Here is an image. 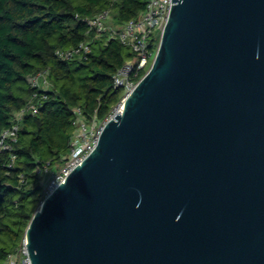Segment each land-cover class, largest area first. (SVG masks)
I'll use <instances>...</instances> for the list:
<instances>
[{
  "label": "water",
  "instance_id": "1",
  "mask_svg": "<svg viewBox=\"0 0 264 264\" xmlns=\"http://www.w3.org/2000/svg\"><path fill=\"white\" fill-rule=\"evenodd\" d=\"M148 70L33 212L29 264H264V0H171Z\"/></svg>",
  "mask_w": 264,
  "mask_h": 264
},
{
  "label": "trees",
  "instance_id": "2",
  "mask_svg": "<svg viewBox=\"0 0 264 264\" xmlns=\"http://www.w3.org/2000/svg\"><path fill=\"white\" fill-rule=\"evenodd\" d=\"M145 1L0 0V132L30 95L27 77L47 68L50 82L38 113L26 115L20 124L10 168L8 152L0 151V264H7L21 246L43 199L36 168L46 162L56 165L67 155L73 108L102 119L123 95L112 76L134 55L107 32L89 31L86 20L109 9L112 25L119 28L143 10ZM81 41L90 42L86 59L55 56L57 48ZM154 42L156 47L158 37Z\"/></svg>",
  "mask_w": 264,
  "mask_h": 264
},
{
  "label": "built area",
  "instance_id": "3",
  "mask_svg": "<svg viewBox=\"0 0 264 264\" xmlns=\"http://www.w3.org/2000/svg\"><path fill=\"white\" fill-rule=\"evenodd\" d=\"M171 4H173L171 0H146L143 10L119 28L112 25L109 9H103L86 20L89 31L98 34L107 32L110 38H117L122 45L128 47L134 57L119 67L112 76L113 86L121 88L123 95L104 118H98L95 113L86 115L80 106L73 108L72 133L68 142V154L64 157L63 164L57 167V165L46 162L35 170L36 174L41 176L43 198L50 194L95 148L106 122L114 114L121 112L126 96L149 68L157 48V46L152 47L153 31L158 29L160 37ZM90 52V42L81 41L75 46L57 48L54 54L61 60H69L74 57L86 59ZM48 76L49 70L43 68L27 77V83L31 88L30 95L26 102L13 113L11 124L0 132V151L8 152L10 160L7 166L9 168L15 157L13 150L18 140L21 122L26 115L37 114L42 102L47 98L46 92L50 88ZM20 181H24L23 175H20ZM7 264H29L24 239L17 251L8 256Z\"/></svg>",
  "mask_w": 264,
  "mask_h": 264
},
{
  "label": "rangeland",
  "instance_id": "4",
  "mask_svg": "<svg viewBox=\"0 0 264 264\" xmlns=\"http://www.w3.org/2000/svg\"><path fill=\"white\" fill-rule=\"evenodd\" d=\"M153 36H154V39L159 37V30L158 29L153 31ZM153 46L155 47V42L153 43ZM67 154H68V150H67ZM63 162H64V159L61 160L59 163H56L57 167H59L61 164H63ZM40 203L41 202L38 203L37 208L39 207Z\"/></svg>",
  "mask_w": 264,
  "mask_h": 264
}]
</instances>
